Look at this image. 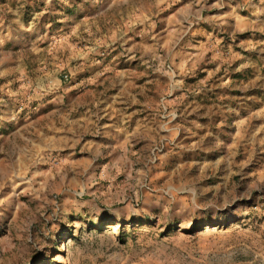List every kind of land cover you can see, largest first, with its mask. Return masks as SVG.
Listing matches in <instances>:
<instances>
[{
  "label": "rangeland",
  "instance_id": "374dc122",
  "mask_svg": "<svg viewBox=\"0 0 264 264\" xmlns=\"http://www.w3.org/2000/svg\"><path fill=\"white\" fill-rule=\"evenodd\" d=\"M0 264H264V0H0Z\"/></svg>",
  "mask_w": 264,
  "mask_h": 264
},
{
  "label": "built area",
  "instance_id": "2783aa9c",
  "mask_svg": "<svg viewBox=\"0 0 264 264\" xmlns=\"http://www.w3.org/2000/svg\"><path fill=\"white\" fill-rule=\"evenodd\" d=\"M65 78H68V76L66 75Z\"/></svg>",
  "mask_w": 264,
  "mask_h": 264
},
{
  "label": "bare ground",
  "instance_id": "6f19581e",
  "mask_svg": "<svg viewBox=\"0 0 264 264\" xmlns=\"http://www.w3.org/2000/svg\"><path fill=\"white\" fill-rule=\"evenodd\" d=\"M215 76V75H214Z\"/></svg>",
  "mask_w": 264,
  "mask_h": 264
}]
</instances>
